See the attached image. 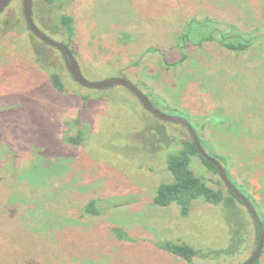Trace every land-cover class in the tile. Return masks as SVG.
I'll list each match as a JSON object with an SVG mask.
<instances>
[{"label":"rangeland","instance_id":"obj_1","mask_svg":"<svg viewBox=\"0 0 264 264\" xmlns=\"http://www.w3.org/2000/svg\"><path fill=\"white\" fill-rule=\"evenodd\" d=\"M5 10L0 264H241L249 258L256 240L244 206L228 210L197 200L184 218L175 204L153 205L158 185L171 181L159 128L167 139L186 137V129L157 120L121 86L78 85L59 52L33 38L23 17L12 25L11 11L22 15L20 1ZM63 14L73 20L71 39L52 26ZM32 17L45 35L73 50L87 81L125 78L158 111L185 117L264 221V0H33ZM204 21L210 26L203 34L185 36L189 23ZM227 35L250 46L227 50L221 44ZM51 73L61 77L62 93L51 86ZM78 129L81 143L69 145ZM190 169L225 190L198 157ZM90 200L100 215L84 211ZM167 240L204 257L187 263L155 245ZM257 264H264V248Z\"/></svg>","mask_w":264,"mask_h":264},{"label":"trees","instance_id":"obj_2","mask_svg":"<svg viewBox=\"0 0 264 264\" xmlns=\"http://www.w3.org/2000/svg\"><path fill=\"white\" fill-rule=\"evenodd\" d=\"M39 1H41L42 3H46L48 5H52L57 0H39ZM5 9L0 14V17L2 16L0 18V29L2 28L3 24L7 23V21H5V17H7V15H5V13H6ZM11 12L15 18L12 25L18 26V24L20 23L18 21L20 19H22L23 16L19 15L18 11L13 10ZM2 14H4V15H2ZM32 16H33V0H32ZM72 21L73 20H72L71 16L63 14V15L58 16L56 23L52 26L55 29H57V31H60V32L66 34L68 39H71V37L74 34ZM209 26H210V22H208V21H204L202 23L191 22V23H189V25L185 31V34H186L185 36L191 35V34H193V32L196 35L203 34V29L206 27H209ZM25 27L29 31L26 24H25ZM30 34L33 38H35L31 32H30ZM205 39L206 40H212V37L207 36ZM202 42H203V40H200V42L198 41V44L202 43ZM42 44H44V43H42ZM221 44L223 45L224 48H226L227 50H230L232 52H243L250 46V44L248 42L241 40L240 36L234 37V36H228V35L223 36V40L221 41ZM44 45H46V44H44ZM64 45L67 46L66 44H64ZM68 49L70 50L71 54L75 56L73 50L70 47H68ZM147 52H150V50L146 51V53ZM49 79H50L51 86L57 92L62 93L64 91V83L62 82L61 77H59V75L57 73H51L49 76ZM145 97L147 98L146 95H145ZM81 98H82V102H85L88 99L87 96H85V95H82ZM163 123L165 124L166 122H163ZM166 125H168V124H166ZM170 125H173V124L170 123ZM174 125L179 126V124H174ZM180 127H182V126L180 125ZM182 128H184V127H182ZM164 132H165L164 127L160 126V128H159L160 139L163 140V143H165V145L168 147L167 148L168 152H167V155L165 156L164 160H165L167 171L171 175V181L170 182H163V183H160L158 185V187L156 188L154 197H153V205L154 206L159 207V208H166L172 204H175L178 207L179 215L181 217L185 218L189 215L194 202L197 200H200V201L207 203V204H210V205H221L222 207H224L225 209H228V210H234L236 208L237 204L242 205V203L231 192H229L225 188V186L222 184L219 177H218V181L223 186V188L225 190L220 188L218 186L219 184L217 186H213L212 182L209 181L208 179H206L205 177H204V179L206 181H204L203 179H201L199 177L194 176L192 170L190 169V166L193 163L195 157L199 158L200 164L208 172L217 175V171L213 165H211L205 159L200 157V155L198 154L196 147H195L193 141L191 140L188 132H187L186 137H178L176 135V133H174V136L169 138L170 140H171V138H173L174 142H170L169 139H167V137H166L167 135ZM197 136H198V139H199L201 146L203 147L198 133H197ZM66 140H67L66 142L69 145H72V146L79 145L82 141V131L80 129H78V132L75 136H69ZM203 149L205 150L204 147H203ZM210 156L217 159L221 163V159L216 154L211 153ZM223 168L226 171V168L224 166H223ZM226 173H227L229 179L231 180V182L234 184L233 180L231 179V177L229 176L227 171H226ZM236 187L247 198H249L251 200L249 195H247L244 191H242L238 186H236ZM251 202H252V200H251ZM253 206H254V204H253ZM84 211L87 214L92 215V216H97V215L101 214V211L96 206L95 200L88 201L86 203V205L84 206ZM257 213H258V211H257ZM258 215H259V213H258ZM259 217H260L262 225L264 227V221H263L261 215H259ZM252 223H253V221H252ZM253 226H254V230H255V240H256V246H257L258 230H257L256 226L254 225V223H253ZM155 245L160 250H162V251H164V252H166V253H168V254L176 257V258L182 259L183 261H185L187 263H190L193 260V258H195V257H200V258L204 257L203 254H201V255L199 254V251L195 250L193 247H191L187 244H184V243H176V242H172V241L167 240V241L157 242ZM255 249H256V247H255ZM255 249H254V251H255ZM257 263H258V261L255 264H257Z\"/></svg>","mask_w":264,"mask_h":264},{"label":"water","instance_id":"obj_3","mask_svg":"<svg viewBox=\"0 0 264 264\" xmlns=\"http://www.w3.org/2000/svg\"><path fill=\"white\" fill-rule=\"evenodd\" d=\"M14 0H0V14L3 10L8 6L10 2ZM21 3L22 8V15L24 18V22L32 33V35L38 39L40 42L50 46L51 48L57 50L65 59V67L72 77V79L80 86L88 89L100 90L106 89L113 86H121L128 90L142 105V107L153 117L157 118L158 120L164 122H170L179 124L184 127L188 134L190 135L191 140L193 141L196 150L201 158L205 159L211 165H213L217 171V175L221 180L222 184L225 188L231 192L244 206L246 211L248 212L251 220L253 221L254 225L258 230V244L254 253L242 264H255L262 252L264 246V227L262 225L261 219L253 206V203L249 198H247L229 179L225 169L223 168L222 164L212 156H210L201 146L197 133L193 126L181 116L176 115H167L160 111H158L152 103L145 97V95L132 83L127 81L125 78L117 77V78H108L100 82H91L87 81L80 69L79 66L74 59L73 55L71 54L70 50L67 46L63 43L57 42L47 35H45L34 23L32 17V0H19Z\"/></svg>","mask_w":264,"mask_h":264},{"label":"flooded vegetation","instance_id":"obj_4","mask_svg":"<svg viewBox=\"0 0 264 264\" xmlns=\"http://www.w3.org/2000/svg\"><path fill=\"white\" fill-rule=\"evenodd\" d=\"M3 11H4V10H3ZM41 43H42V42H41ZM59 54H60V53H59ZM60 56H61V58H62V60H63L64 66H65V59L63 58V56H62L61 54H60ZM73 57H74V59L76 60V57H75L74 55H73ZM76 62H77V60H76ZM77 64H78V63H77ZM78 66H79V65H78ZM65 68H66V67H65ZM79 69H80V68H79ZM66 70H67V69H66ZM256 211H257V210H256ZM257 244H258V243H257ZM256 247H257V246H256ZM263 248H264V246H263ZM255 250H256V249H255ZM262 252H263V249H262ZM262 252H261V254H262ZM253 253H254V252H253ZM253 253H252V254H253ZM252 254H251V255H252ZM247 259H248V258H247ZM247 259H246V260H247ZM246 260H245V261H246ZM258 260H259V259H258ZM245 261H243V262H245ZM243 262H242V263H243ZM242 263H241V264H242Z\"/></svg>","mask_w":264,"mask_h":264}]
</instances>
